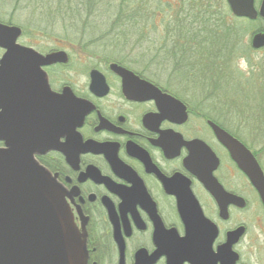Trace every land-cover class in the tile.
<instances>
[{
    "label": "flooded vegetation",
    "instance_id": "obj_1",
    "mask_svg": "<svg viewBox=\"0 0 264 264\" xmlns=\"http://www.w3.org/2000/svg\"><path fill=\"white\" fill-rule=\"evenodd\" d=\"M257 2L261 6L262 0H255L256 8ZM180 8L169 18L159 14L157 19L162 26L174 25L164 29L160 50L150 60L160 67L170 64L166 69L143 61L142 70H136L130 55L86 61L90 58L85 60V51L91 45L84 44L83 38L38 48V43L25 42L24 30L17 27L19 46L42 57H57L50 65L40 60L17 61L27 68L16 70L13 78V133L8 138L17 143L25 137L31 146L50 148L35 159L50 172L85 240V264H192L188 257L196 248L192 240L197 215L200 224L209 221L217 228L216 253L229 233L243 228L233 250L239 257L237 264H247L240 250L248 231L244 213L250 208L244 182L261 200L233 157L238 146L226 143L219 133L245 146L263 172L264 165L261 154L238 133L242 124L229 119L233 107L227 108L228 97L218 93L221 82L233 83V77L210 73L214 62L224 71L228 54L220 53L229 46L230 55L234 54L242 43L238 30L228 23L264 24V19L240 18L231 11L227 18L213 11L211 22L215 31L220 29L221 44L215 43L213 49L220 59L212 60L211 30L200 27L192 12ZM147 15L152 16L130 13L134 18ZM259 33H264V26L252 38ZM233 40L236 44L230 46ZM250 47L264 49L254 48L252 40ZM170 51L172 59L163 60ZM5 53L0 48V66ZM114 66L138 80L122 75ZM166 72L169 79L164 77ZM159 78H165L167 85ZM213 91L218 95H211ZM4 147L6 142L0 141V148Z\"/></svg>",
    "mask_w": 264,
    "mask_h": 264
},
{
    "label": "rangeland",
    "instance_id": "obj_2",
    "mask_svg": "<svg viewBox=\"0 0 264 264\" xmlns=\"http://www.w3.org/2000/svg\"><path fill=\"white\" fill-rule=\"evenodd\" d=\"M188 3L192 5L195 0H188ZM182 6L179 0H0V23L22 28L25 32L23 40L38 43V48L42 49L54 47V41L71 43L70 40L83 38L84 44L91 45L85 51V60L90 58L86 61L93 59L95 63L101 58L115 60L130 55L133 68L142 70L143 61L160 67L150 60L160 50L168 24L165 22L162 26L155 18L158 19L159 14L169 18ZM211 6L226 15L230 13L224 0H213ZM259 6L260 2H257V8ZM136 12L151 13L152 16L147 17L153 18L148 22L147 17H142L138 24L130 16ZM228 24L238 30L242 43L230 55L228 76L233 77V83L224 80L218 93L228 97L227 108L233 107L229 119L235 125L242 124L238 133L261 154L264 165V49L257 51L250 47L252 33L264 24L246 20H234ZM235 44L234 40L229 43L230 46ZM72 54L79 59L76 53ZM165 67L171 68V65ZM227 72L224 70V75ZM166 74L164 77L169 79L171 76ZM159 82L167 85L165 78H159ZM211 95L218 94L213 91ZM250 191L244 182V197L250 208L244 213L248 231L240 250L245 263L264 264V211L259 208L262 205L257 195Z\"/></svg>",
    "mask_w": 264,
    "mask_h": 264
},
{
    "label": "water",
    "instance_id": "obj_3",
    "mask_svg": "<svg viewBox=\"0 0 264 264\" xmlns=\"http://www.w3.org/2000/svg\"><path fill=\"white\" fill-rule=\"evenodd\" d=\"M227 3L236 17L264 19V0L259 10L255 0H227ZM20 35L19 28L0 23V48L6 50L0 66V141L6 142V147L0 148V264H85V240L76 230L50 172L35 159L37 154H44L50 148L31 146L25 137L17 143L8 138L13 133L10 127L13 78L17 75L16 70L27 68L17 64V61L40 60L43 65H50L57 57L56 54L42 57L19 46L17 40ZM252 45L254 48L264 47V33L255 34ZM117 70L138 80L131 72L122 68ZM25 75L29 77V74ZM143 83L160 92L153 85ZM219 134L226 143L238 146L233 157L264 206V172L261 166L245 146L224 132ZM53 149L60 150L59 147ZM239 200L244 206L245 201ZM220 205L223 206V201ZM196 217L193 227L196 239L192 240L196 248L188 257L189 261L192 264H237L239 257L233 246L245 230L241 228L229 233L226 244L219 247L216 253L213 243L218 235L217 228L209 221L200 224L199 215Z\"/></svg>",
    "mask_w": 264,
    "mask_h": 264
},
{
    "label": "trees",
    "instance_id": "obj_4",
    "mask_svg": "<svg viewBox=\"0 0 264 264\" xmlns=\"http://www.w3.org/2000/svg\"><path fill=\"white\" fill-rule=\"evenodd\" d=\"M198 3H196V0H195V3H193L192 5L189 3L187 5L183 4V8L181 7L180 8V11H189V12H192L194 14V17L196 18V21L199 22L201 25L204 24L203 26H200L202 28H208L210 29L211 31H209L211 33V37H210V40H211V44H212V47H211V51H212V60H218L220 59V57H218V54L215 55V51H213V49L216 47L215 43L217 44H221V35L218 34L217 32H219V30L215 31L213 29L214 25L211 21L214 20L215 18H213V11H215V7L214 6H211L210 2L208 0H197ZM227 18H230L231 16H226ZM153 17H147L145 18L148 19V22L152 19ZM142 18L141 17H136L134 18L133 17V20L135 21H140ZM173 19V18H172ZM155 20L157 21V19L155 18ZM171 20V18L169 19V21ZM207 21L211 22V23H207ZM169 28H173L174 25H169L168 26ZM179 27H189V25H182V24H179ZM223 26H219V28ZM229 32V31H228ZM229 34V33H228ZM219 41V42H218ZM229 43V42H228ZM215 44V45H214ZM219 46V45H218ZM230 52L231 50L229 49V46H228V49L227 51L224 53V52H221L220 55L222 54H228V66L225 68V70H227L228 72L226 73L225 76H228L229 74V70L231 69L230 67ZM171 53L172 51L170 52H167L166 53V57L165 60H171L172 59V56H171ZM211 73L210 75L212 76H215V75H221V74H225L223 69H222V66H220L219 64H217V62H214L213 65H211ZM223 71V73H222ZM231 71V70H230Z\"/></svg>",
    "mask_w": 264,
    "mask_h": 264
}]
</instances>
